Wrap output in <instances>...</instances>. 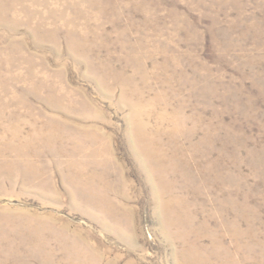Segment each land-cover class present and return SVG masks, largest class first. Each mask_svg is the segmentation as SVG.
I'll list each match as a JSON object with an SVG mask.
<instances>
[{
	"label": "rangeland",
	"instance_id": "1",
	"mask_svg": "<svg viewBox=\"0 0 264 264\" xmlns=\"http://www.w3.org/2000/svg\"><path fill=\"white\" fill-rule=\"evenodd\" d=\"M0 264H264V0H0Z\"/></svg>",
	"mask_w": 264,
	"mask_h": 264
}]
</instances>
